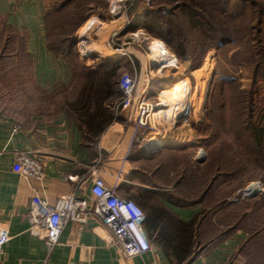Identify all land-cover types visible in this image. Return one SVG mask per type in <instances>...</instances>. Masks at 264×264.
Instances as JSON below:
<instances>
[{
  "label": "crops",
  "instance_id": "0c3cea01",
  "mask_svg": "<svg viewBox=\"0 0 264 264\" xmlns=\"http://www.w3.org/2000/svg\"><path fill=\"white\" fill-rule=\"evenodd\" d=\"M53 1L0 0V87L11 88L0 94V102L16 104L14 110L0 105V222L7 224L10 235L0 264H183L171 248L186 245V240L171 221L187 223L199 208L187 202V193L179 194L176 162L170 165L169 161L183 151L188 136L170 132L156 140L144 138L149 133L136 125L126 109L110 106L113 118L93 140L88 139L67 109L65 98L50 94L69 85L72 70L70 57L53 53L47 43L45 15ZM108 2V27L103 25L105 19L91 15L84 35L77 30L101 58L102 50L109 49L106 37L110 32L116 29L125 37L130 21L134 23L137 16L126 13L136 0ZM115 60L122 66H134L130 55L115 56L111 61ZM154 87L149 82L150 93ZM34 88L44 96L34 97ZM19 152H30L43 162L41 180L24 178L12 170ZM163 169L164 174L160 173ZM95 174L119 196L135 200L143 209V229L151 246L148 251L126 256L107 227L91 215L84 222H67L50 250L42 237L30 233L27 208L33 194L49 203L68 193L88 198ZM181 198L186 201L179 204ZM233 235L207 242L185 264H236L229 261L236 247L237 236Z\"/></svg>",
  "mask_w": 264,
  "mask_h": 264
},
{
  "label": "rangeland",
  "instance_id": "374dc122",
  "mask_svg": "<svg viewBox=\"0 0 264 264\" xmlns=\"http://www.w3.org/2000/svg\"><path fill=\"white\" fill-rule=\"evenodd\" d=\"M182 1L136 0V5L127 10V16L134 14L137 15L136 19L134 23L130 21L125 37L118 33V39L113 40L116 43L124 42V47L128 46L133 67L130 63L122 66L116 60L111 61L113 57L121 56L111 47L102 50L103 58L96 57L91 49L87 56L80 53L89 44L85 36H78L77 30L82 32L85 29L84 25L91 15L105 19L103 25L108 27V0H72L61 9L59 7L66 0L53 1L47 9L50 35L57 38L63 27L64 34L76 37L77 44L69 54L72 64L69 85L50 94L66 100L74 94L88 70L98 75L116 65L119 67L110 77L115 86L122 73H136L138 88L148 80L156 85L155 89L164 95L165 100H172L166 98L165 94L177 85L176 79H181L187 85V96L191 103L189 116L177 119L174 124L160 121L162 126L155 128L146 125L143 130L149 134L143 137L158 138L170 132H183L188 136L187 143H182L183 151H179L176 160L172 158L169 161L170 165L176 162L179 177L187 162L193 160L194 192L191 187L182 186L178 189L179 194L193 192V199H196L200 194V180H204L203 187L210 181L209 196L202 206L210 203L212 208L200 215V234L195 252L209 241L228 239L234 234L237 236L236 247L230 253L229 261L234 260L236 264H264V131L258 143L251 132L252 123L264 129V21L258 25L249 2L229 0L227 15L217 16L218 13H214L216 10L211 7L219 35L210 39L209 35L198 29L200 19L192 14L190 16L185 6L173 9L180 6ZM259 1L262 0H256ZM184 2L196 4L194 7L200 12L208 4L216 6V2L219 3L218 0ZM78 9L84 18L80 24V18L75 13ZM161 17L167 30L161 29L157 23ZM138 31H143L148 37L139 40L140 46L133 35ZM94 37L97 38V34ZM106 38L108 44L110 37ZM155 39L161 40L168 50L164 56L166 58L162 60L150 54L148 46ZM107 54L113 57L109 59ZM171 55L176 57L175 65L166 62L167 58H172ZM256 66L258 69L255 72ZM9 89L8 86H1L0 94ZM32 94L34 97L44 96L36 88ZM151 96V99L155 96L154 91ZM52 104L58 106L55 102ZM0 105L16 109L13 103L1 101ZM170 109L171 106L162 108L160 115H165ZM169 141L173 142L172 138ZM218 165L220 168H217ZM160 173L164 174V169ZM252 183H257L258 188L246 194L245 190ZM183 202L179 201V204ZM195 206L200 208L201 203L196 202Z\"/></svg>",
  "mask_w": 264,
  "mask_h": 264
},
{
  "label": "built area",
  "instance_id": "2783aa9c",
  "mask_svg": "<svg viewBox=\"0 0 264 264\" xmlns=\"http://www.w3.org/2000/svg\"><path fill=\"white\" fill-rule=\"evenodd\" d=\"M138 32L141 36L137 32L133 33L137 40L136 44L140 43V39L148 38L143 31ZM118 33V30L110 32L108 46L113 51H118L121 56H129L128 46L124 47V42L116 43L113 40L118 39ZM82 49L84 50H80L81 55H89L90 51H86V47ZM169 60L170 58H167L166 62L169 63ZM137 81L135 74L122 73L117 81L120 97L112 106L114 109H126L137 126L148 125L155 128L157 125L162 126L160 121L174 124L177 119L189 116L191 103L187 96V85L180 91V96L170 101L159 95L155 87V96L151 99L149 81L146 80L145 84L139 88ZM167 106L172 107V114L168 118L158 117L155 121L154 113ZM12 170L24 178L41 180L44 176L43 162L30 152H19L15 156ZM90 215L95 216L107 227L126 256L140 255L150 249V242L143 229V210L132 199L119 196L113 187L105 184L99 174L93 176L88 198L68 193L60 195L54 203H49L44 197L35 193L27 208L29 231L44 239L47 250L57 244L59 235L67 222H84ZM9 238L7 224L0 222V256Z\"/></svg>",
  "mask_w": 264,
  "mask_h": 264
},
{
  "label": "trees",
  "instance_id": "16d2710c",
  "mask_svg": "<svg viewBox=\"0 0 264 264\" xmlns=\"http://www.w3.org/2000/svg\"><path fill=\"white\" fill-rule=\"evenodd\" d=\"M72 0H66L59 9L63 8L66 4L71 2ZM162 1V0H158ZM173 1V0H172ZM219 3L217 4L216 0V6H208L205 7V9L202 7L201 12L198 10V8L194 7L191 2H184V0L181 2L180 6H174L173 9L185 6L189 12L190 16L191 14L195 17H198L200 19V23L198 26V29L200 31L205 32V34L211 39H214V37H217V29L216 24L213 21L214 15L211 11L212 9H215L216 11L214 13H218L217 16L224 14L227 15V7L229 0H218ZM239 1H246L250 3V6L253 9V12L256 16V21L258 22V25L260 26L262 22L264 21V0L256 2V0H239ZM205 6V5H204ZM80 9V8H79ZM79 9L75 13L79 16L78 24H80L84 18L81 14H79ZM200 9V8H199ZM256 9V10H255ZM47 13L46 11V21H47ZM257 13V15H256ZM149 13L146 15V17H149ZM82 19V20H81ZM159 23V26L163 30H167V28L164 26V20L161 19L157 22ZM49 24L47 21V43L49 48L53 51V53L58 55H68L70 54L73 49H75V45L77 43L76 37L69 34H64V28L61 27L59 30V35L57 38H53V36L50 35L51 31L49 29ZM78 26V25H77ZM222 32V31H221ZM176 50V49H175ZM177 51V50H176ZM264 55V54H263ZM263 57V56H262ZM119 66H113L111 68H108L105 70L102 74H93V70H88L85 74L84 80L80 83L79 87L75 90L74 94L70 98H66L65 105L67 109L71 112V115L74 116V118L78 121V123L81 125L83 130L85 131L87 138L93 140L94 136L106 125L111 119L113 118V112H111L108 108L110 106H113L114 103L119 99L120 97V91L118 89L117 83L115 84L111 81V76L114 74V72L118 69ZM258 67L256 66L254 68V71ZM252 99V98H251ZM248 128L250 125L247 126ZM263 127H258L254 123H252V138L256 143L260 142L263 137ZM193 163L187 162V165L182 169L181 174L178 177V184L177 187L181 189L182 186H189L192 188L194 192V176L192 175V166ZM208 165V161H207ZM222 167V166H221ZM217 168H220L218 165ZM209 177V176H206ZM198 189H200V194L197 196V198L193 199V194H186L187 196V202H193L194 204L201 203L200 208L197 210V212L193 215L191 220L187 223L182 222L179 219L171 221V226L173 228H176L179 233H181L184 238L183 240H186V245L179 246V247H172L171 251L172 253L176 254L178 256V261L182 262L183 264L187 263V261H190L194 255L198 253L195 252V248L197 247L198 242V232L200 227V215H202L205 211H211L210 203L206 206H202L203 202L207 200L210 192V181L206 183L204 186V180H200L198 183ZM178 188V189H179ZM192 192V193H193ZM136 204L137 202L133 200ZM179 201H186V199L181 198ZM138 205V204H137ZM139 206V205H138ZM140 207V206H139ZM141 208V207H140ZM215 208V207H214ZM142 209V208H141ZM143 210V209H142ZM144 221V220H143ZM194 228V233H189V228ZM193 236V239L191 238Z\"/></svg>",
  "mask_w": 264,
  "mask_h": 264
},
{
  "label": "bare ground",
  "instance_id": "6f19581e",
  "mask_svg": "<svg viewBox=\"0 0 264 264\" xmlns=\"http://www.w3.org/2000/svg\"><path fill=\"white\" fill-rule=\"evenodd\" d=\"M150 50H151V55H154L155 57L156 56H159L160 59L162 60L163 57L165 56L166 54V51H168L165 47V45L163 44V42L159 39H155L153 41H151L150 43ZM86 51L89 50L90 51V48L86 47L85 49ZM170 54V53H169ZM172 56V55H171ZM174 56V55H173ZM158 58V57H157ZM166 58V57H164ZM157 60V59H155ZM162 62V61H161ZM169 63L171 65H175L176 63V59L174 57L170 58L169 60ZM168 63V64H169ZM159 65V64H158ZM165 65V64H164ZM177 72V71H176ZM177 82V85L170 91H168L165 95H166V98L169 97L171 98L172 100H174L175 98H177L178 96H180V91L186 86V84L184 82H181V79H176L175 80ZM186 81V80H185ZM174 82V81H173ZM176 84V83H175ZM159 95H162V97H164V95L162 93H160ZM168 98V99H169ZM165 99V97H164ZM171 100V101H172ZM162 109H160V111H157L154 113V119H158V117H161V116H165V117H169V116H166V115H171L172 113V109L168 110L165 112V115H160ZM152 139H155L152 137ZM156 140V139H155ZM257 187V183H252L249 185V187H247V189L245 190L246 191V194H249L250 192H252L253 190H255Z\"/></svg>",
  "mask_w": 264,
  "mask_h": 264
}]
</instances>
